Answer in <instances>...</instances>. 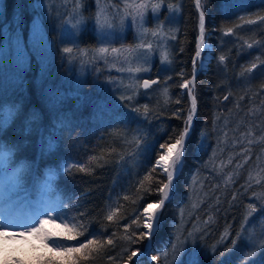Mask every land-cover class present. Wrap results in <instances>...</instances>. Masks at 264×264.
<instances>
[{
  "label": "trees",
  "instance_id": "trees-1",
  "mask_svg": "<svg viewBox=\"0 0 264 264\" xmlns=\"http://www.w3.org/2000/svg\"><path fill=\"white\" fill-rule=\"evenodd\" d=\"M37 1L40 0H0V93L22 110L0 141L6 151L15 152L13 144L19 145L20 159L14 160L12 167L25 164L29 177L24 190L13 198L15 203L5 204L0 198V217L11 215L20 223H31V217L55 208L58 203L57 211L48 214L75 217L83 223L86 232L79 240L96 238L104 242L111 238L114 242L90 253V258L81 264H123L119 254L122 247L128 246L125 228L129 233L135 231L132 239L137 240L139 232L145 229L142 223L138 227L132 221L148 203L159 199V194L153 191L145 194L138 204L133 203L143 191H137L139 181L149 173L158 153L163 152L160 144L173 142L185 127L190 108L180 85L191 76L198 14L193 0H150L149 6L142 0L148 22L144 26L149 31L153 27L150 8L153 2L158 5L159 22L169 12L177 16L175 34L161 57H167L168 63L162 67L160 55L152 59L147 73L141 76L158 78V83L151 87L142 90L136 84L129 93L123 94V88L122 92L111 94L107 83L115 72H108L106 59L94 55L98 50L94 40L100 0H80L79 7L76 0H67L71 1L70 8L77 7L83 19L75 45L60 34L58 25L48 26ZM202 3L211 55L196 73L193 90L196 113L186 139L184 162L174 178L170 199L159 212L161 220L155 236L150 238L149 252L159 259L149 261L147 256L139 257L142 264H191L193 259L198 264H264V250L260 248L264 225L256 219L259 207L253 214L255 223L246 224L244 229L246 236L254 234V246L250 248L241 240L232 251L226 252L241 231L246 206L252 203L264 207V88L261 87L264 85V63H261L264 21L257 18L264 16V0H202ZM35 16L44 29L49 56L46 51L40 55L29 52L27 63L15 67L10 75L12 82L7 81L4 41L9 38L28 42ZM249 19L255 22L249 24L246 22ZM59 20L64 22L65 16L60 15ZM229 27L233 32L225 35L224 30ZM139 31L137 27L128 33L130 43L132 34ZM67 34L70 37V31ZM147 39L148 36L143 42ZM245 41L253 47L248 48ZM64 48L73 51L64 53ZM82 49L87 55L85 62H79ZM221 55L225 57L223 63L219 60ZM252 63L257 67L249 73L246 69ZM78 70L83 71L79 87L71 84L79 76ZM137 108L139 113L133 110ZM133 137L141 140L140 149L127 143ZM93 156L103 159L90 163ZM71 164L77 167L66 173L64 169ZM79 165L88 171L80 172ZM50 172L54 179L49 197L41 185ZM160 172L156 169L152 175L165 181V176L158 175ZM148 185L145 181L144 186ZM151 186L155 189L160 185L154 179ZM125 194L129 195L128 200L123 198ZM113 209L117 215L109 221L106 217ZM51 223L53 233L61 230L57 227L60 219ZM226 230L228 235L221 240ZM33 238L26 235L11 240L28 239L30 246L19 244L13 261L2 260L0 254V264H14L17 259L21 264H43L49 256H56L42 240ZM56 242L76 244L78 241L57 238ZM145 242L146 239L132 243L130 252L140 251ZM174 244L177 245L175 258ZM109 256L117 259L111 261ZM136 260L132 258L128 262Z\"/></svg>",
  "mask_w": 264,
  "mask_h": 264
},
{
  "label": "snow or ice",
  "instance_id": "snow-or-ice-1",
  "mask_svg": "<svg viewBox=\"0 0 264 264\" xmlns=\"http://www.w3.org/2000/svg\"><path fill=\"white\" fill-rule=\"evenodd\" d=\"M77 7L80 5V0H76ZM196 9L199 12V31L200 34L196 40V53L195 57H193V77H195L198 67H197V58L201 56V52L207 47L205 40V12H204V3L202 0H195ZM131 7V5H128ZM143 7V5H141ZM142 15V13H141ZM259 20L264 21V16H258ZM243 19V17L241 18ZM100 22L99 14L97 15V23ZM247 23L251 24L255 21L249 19L246 21ZM233 32V28L229 27L224 30V34L228 35ZM157 33L154 32L153 35ZM248 48H252L253 44L248 43L245 41ZM143 47V45H141ZM151 48V45H148ZM73 49L71 48H64L63 52L71 54ZM118 49L113 48L112 52H117ZM100 54H105L108 52L107 48H100L98 49ZM164 59H167L165 57ZM221 63L225 61V57L221 55L219 57ZM259 60V57H257ZM261 63H264L262 61ZM257 67L256 63H252L249 68L246 69L247 72L251 73L253 69ZM140 71V69H137ZM151 83H156L155 81H151ZM193 84V80H186L183 84L180 85L181 88L188 89V96L191 100V108L189 110V114L185 120V127L182 131L179 132L178 136L174 139L173 142H165L160 144V149H163V153H158V158L155 160V163L149 169V173L143 177V180L139 181V187L137 189L138 192L143 191L137 197L136 201L133 203H137L140 199L145 198V194H152L153 191L159 194V199L155 202H150L147 204V207L143 209V213L136 216V218L132 221L136 223L139 227L140 223L143 224V228L146 231H140L137 237V240H133L132 236L136 235L135 231L129 233L128 228H125L124 239L128 242V246H124L121 249V253L119 254V258L124 260V264H127L128 261H131L133 256H136V252L129 250V246L132 243H136L141 240H145L146 238H151L155 236L157 231V227L160 223L161 216L159 214V210L163 209L165 206L166 201L170 199V189H172L174 185V178L177 176L178 173L181 171V166L183 164V155L186 148V137L189 135L190 126L192 124L193 115L196 112V98L193 92V89L189 87V85ZM150 85L149 80L144 81V87L147 88ZM264 88V85L261 86ZM165 95H167V90L165 89ZM227 99V97H225ZM179 103V101H177ZM11 104V106H9ZM135 112L139 113L140 109H133ZM21 109L16 107L15 102H9L4 99L3 93H0V137H3L4 133L7 131L9 127H11L16 120L21 115ZM147 108L145 107L144 113L147 114ZM172 140L171 137H169ZM129 144H134L136 149H140L141 147V140L137 137H133L131 141H127ZM15 149L13 151H6L4 149V144L0 141V198H2L6 203L12 202L15 203L14 197H17L23 190H24V183L29 179L26 175L28 169L25 164L21 163L19 166L12 167L14 164V160L20 159V148L18 144H13L12 146ZM98 159H103L101 157H90V163L95 162ZM121 160H123V156H121ZM119 162V161H118ZM11 167V171L9 170ZM77 167L76 164L68 165L64 169L66 173L70 174V170L72 168ZM156 169H161V172L158 174L159 176H166V182L161 179H157L152 175L156 171ZM78 170L80 172H87L88 169L83 166L79 165ZM54 179V174L49 173L47 178L43 181L41 188L45 195L51 196L53 191L52 189V182ZM156 179L157 184L160 186L153 189L151 186V182ZM145 181L149 182L148 187H145ZM125 200H128L130 197L128 194L123 196ZM60 205L57 203L55 208H49L42 214H37L31 217V223H20L16 217L11 215L0 217V238L4 240H15L20 239L26 235L36 236L37 238L41 239L44 243L45 247L49 249L50 252L56 254L55 257L49 256L46 260L43 261V264H81L82 260H88L90 258V253H95L102 250L106 245H113V240L111 238L107 239L104 242H101L100 239L92 238V239H85L79 240L80 236H84L86 232V226L83 223L77 222L75 217H68L66 215L58 214L57 216L49 215L48 212L57 211ZM247 213L244 218V222L241 224V231L237 232L236 238L232 241V246L229 249H226V252L232 251L238 243L243 240L245 243L249 245L251 248L254 246L253 240V233L249 235L244 234V229L246 224H254L255 220L253 219V214L258 212L259 207V217L256 219L261 220V224L264 225V207H260L249 203L247 206ZM41 215L43 218H41ZM81 215H84L81 213ZM117 215V210L113 209L107 215V220L113 221L114 217ZM55 219H60L59 227L61 230L59 232L53 233L46 230V225L50 222H54ZM211 219V218H210ZM39 221L38 223L36 221ZM7 221V222H6ZM19 224V227H15V225ZM13 231L14 235H9V232ZM113 236L116 234L113 233ZM189 235H192L189 233ZM228 233L227 230L224 236L221 237V240H224L227 237ZM261 237H264V226L261 227L260 232ZM57 238L63 239L65 241H78L76 244L71 243H58ZM49 241H53L49 244ZM151 243V240H149ZM173 258L176 256L177 245H173ZM261 250H264V239H262L260 244ZM213 250H215V246H213ZM159 251V250H157ZM141 257H146L145 249H141ZM126 256V259H125ZM165 257H167V253H165ZM109 260L115 261L117 257H108ZM152 261H156L159 257L155 254L151 257ZM245 261H247V256H245ZM14 264H21V262L17 259L15 260ZM134 264H142V259L140 257L134 262ZM191 264H198V261L195 259L192 260Z\"/></svg>",
  "mask_w": 264,
  "mask_h": 264
},
{
  "label": "rangeland",
  "instance_id": "rangeland-1",
  "mask_svg": "<svg viewBox=\"0 0 264 264\" xmlns=\"http://www.w3.org/2000/svg\"><path fill=\"white\" fill-rule=\"evenodd\" d=\"M58 1L59 0H55L54 2H52V0L37 1L40 3L38 4V9L42 12V18L48 20V26L50 28H52L51 24L54 26L58 25L60 34L66 39L69 38L68 41L70 44L75 45L77 44L78 32L81 30L83 25V19L80 17V12H78L77 7L75 10L70 8L71 1L68 2L66 0L63 4H61L62 2L59 3ZM100 4L99 11L95 18L97 37L95 36L94 41L98 46L96 48H107L108 52L105 54H100L98 50H95L94 55L101 60L106 59V69L108 72H115V74L108 79V91L111 94H115L122 92L121 89L124 88L123 94L129 93V90H134L136 84L137 86H140L141 78L147 73V69L152 59L156 55H160V65L162 67L167 66L168 60L164 59L165 57H161L167 50L164 48H168L170 40H172L175 34L177 16L172 15V13L169 12V16H166L165 19L159 22L156 17L159 13L158 5L153 2V5L150 6L153 16V20L151 22L153 27L149 31L144 26L146 23L148 24V22L147 17L145 16L147 11L144 9V7H141V5H144L142 0H100ZM150 4V0H146V5L149 6ZM128 5H131V7H128ZM62 14L65 16L64 22L59 20V16ZM98 14L100 17L99 23H97ZM137 27H140V31L138 33L132 34L134 39L132 38L130 43L128 41L127 35L129 32H134V30H137ZM43 30L44 29L42 28L41 22L38 20L37 16H35L33 17L28 31L29 43L27 41L20 42L17 39L12 41H10L9 38L5 39L3 52L5 54L6 71L8 72L7 81L12 82L13 77L10 75L14 73L15 67L18 69L19 67H22L23 64L27 63L29 52H38L40 55L43 54V51H46L49 56L48 43L46 37H44L45 33ZM68 30L70 31V37L67 34L69 32ZM154 32L157 34L153 35ZM199 34L200 32L198 28L195 39V49L196 40ZM129 36L131 37V35ZM146 36H148V39L146 42H143ZM136 37L137 43L135 42ZM141 44L143 47H141ZM149 44L151 45V48L148 47ZM206 45L207 47L205 48L206 50L204 54H209L212 47L208 40ZM113 48L118 49L119 51L112 52ZM86 56V52H84L82 49L79 54V62H85ZM201 60H203L202 57L201 59L197 60V64H199V66L201 65ZM137 69H140V71H137ZM78 74L79 76L74 79L71 84L74 83L75 86L77 85L79 87L80 77H82L81 75L83 74V71L80 72L78 70ZM66 82H68L67 79ZM41 218H43L42 215ZM45 227L47 231L53 232L51 222ZM58 229L60 228L58 227ZM9 233L14 232L11 231ZM33 237L34 238L31 240L39 242L41 241V239L37 238L36 236ZM28 243V239L6 241L3 238H0L1 259L13 261L14 254H16L15 249L19 247V244L22 247L23 244H26V247H28L30 246ZM27 261L29 262L31 260H29L27 257Z\"/></svg>",
  "mask_w": 264,
  "mask_h": 264
},
{
  "label": "water",
  "instance_id": "water-1",
  "mask_svg": "<svg viewBox=\"0 0 264 264\" xmlns=\"http://www.w3.org/2000/svg\"><path fill=\"white\" fill-rule=\"evenodd\" d=\"M194 7H195V9H196V4H195V0H194ZM196 11H197V9H196ZM197 13H198V16H199V12L197 11ZM200 32V31H199ZM193 78H191V80H192ZM145 80H149L150 81V85L149 86H151V85H153V84H155V83H151V81H155V82H157L158 81V79L157 78H154V79H143L142 81H141V83H140V87L142 88V89H146L145 87H144V81ZM148 88V87H147ZM141 254V252H138V253H136V255H140ZM128 264V263H127Z\"/></svg>",
  "mask_w": 264,
  "mask_h": 264
},
{
  "label": "bare ground",
  "instance_id": "bare-ground-1",
  "mask_svg": "<svg viewBox=\"0 0 264 264\" xmlns=\"http://www.w3.org/2000/svg\"><path fill=\"white\" fill-rule=\"evenodd\" d=\"M205 43H206V42H205ZM205 50H206V49H204V50L201 52V56L198 57L197 60H198V59H201V57L203 58V54H204ZM195 53H196V51H195ZM195 53H194V57H195ZM190 88H191V87H190ZM159 211H160V210H159Z\"/></svg>",
  "mask_w": 264,
  "mask_h": 264
}]
</instances>
